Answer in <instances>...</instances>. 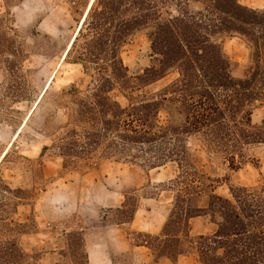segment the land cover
I'll use <instances>...</instances> for the list:
<instances>
[{
    "label": "trees",
    "instance_id": "obj_1",
    "mask_svg": "<svg viewBox=\"0 0 264 264\" xmlns=\"http://www.w3.org/2000/svg\"><path fill=\"white\" fill-rule=\"evenodd\" d=\"M172 4L177 15L166 17ZM80 30L67 58L90 81L86 89L71 84L56 93L65 123L50 135L63 169H91L103 160L149 169L175 163V206L161 234H146L152 243L138 246L158 262L194 257L198 264H264V186L229 187L231 199L217 195L216 181L197 169L184 145L185 137L197 135L207 151L238 170L245 149L264 143V118L254 120L264 103V8L240 0H94ZM139 33L148 36L155 64L133 75L122 52ZM229 34L243 37L252 50L253 64L241 79L232 76L216 40ZM172 71L175 81L146 92ZM9 155L0 162V264H31L19 240L31 231L14 216L34 195L2 179ZM205 196L208 204L201 207ZM196 217L216 228L192 237Z\"/></svg>",
    "mask_w": 264,
    "mask_h": 264
},
{
    "label": "rangeland",
    "instance_id": "obj_2",
    "mask_svg": "<svg viewBox=\"0 0 264 264\" xmlns=\"http://www.w3.org/2000/svg\"><path fill=\"white\" fill-rule=\"evenodd\" d=\"M89 2L0 0V158L5 150L10 153L1 167L2 179L13 189L34 195L14 216L31 231L19 237L20 246L31 264H88V245L97 242L108 244L113 264H154L152 259L160 263L148 249L135 248L152 243L146 234H157L137 228L163 229L175 206L177 164L149 169L103 160L95 161L91 169H63V160L52 147L50 135L65 123L66 112L56 93L71 84L86 89L90 81L80 64L69 58L62 61ZM240 3L264 8V0ZM164 15L176 16L177 7L169 5ZM216 40L231 64L232 76L245 77L253 64L247 41L237 34ZM122 59L133 75L155 64L146 33L123 48ZM176 79L177 71H172L146 92L157 93ZM255 115L256 122L264 118V103ZM160 119H168L166 110ZM198 139L185 137L184 145L197 169L216 181L217 195L231 199L229 187L264 186V143L247 147L243 159H238L240 168L232 170L222 155L207 151ZM43 147L49 149L43 152ZM54 200L60 203L54 205ZM207 204L205 196L199 205ZM197 219L192 222V237L216 228L203 225V217ZM176 261L165 259L162 264ZM179 264L198 263L194 257H180Z\"/></svg>",
    "mask_w": 264,
    "mask_h": 264
},
{
    "label": "crops",
    "instance_id": "obj_3",
    "mask_svg": "<svg viewBox=\"0 0 264 264\" xmlns=\"http://www.w3.org/2000/svg\"><path fill=\"white\" fill-rule=\"evenodd\" d=\"M197 218L198 217L193 218L190 221V233L192 232V222H194L195 220H198ZM202 223H203V225L209 224V222L205 219H204V221H202ZM137 230H141L142 232L147 231V232H151L152 234H157V235H159L162 231L161 228L158 231H154V230L150 231L149 225L148 226L146 225V227H139V228H137ZM207 233L208 232L201 230V232L197 233V235L207 234ZM107 245L108 244L104 243V242H102V243L97 242V243H92V244L88 245V250H87V252H88V264H113L112 255H111ZM135 248L136 249H141V248L148 249L145 246H135ZM152 261L154 264H162L163 263V261L160 263H157L154 261V259H152ZM175 264H179V259L175 262Z\"/></svg>",
    "mask_w": 264,
    "mask_h": 264
},
{
    "label": "bare ground",
    "instance_id": "obj_4",
    "mask_svg": "<svg viewBox=\"0 0 264 264\" xmlns=\"http://www.w3.org/2000/svg\"><path fill=\"white\" fill-rule=\"evenodd\" d=\"M93 1H94V0H90L89 5H88V7H87L85 13H84L83 16H82V18H81V20H80V23H79L78 27L76 28V30H75V32H74L72 38L70 39L69 43L67 44L66 49H65V51H64V53H63V55H62V61H65V59L67 58V55H68V53H69V51H70V49H71V47H72V45H73V43H74V41H75L77 35H78V32H79L80 28L82 27V24H83L85 18L87 17V13H88V11H89V9H90V7H91ZM80 31H81V30H80ZM48 87H49V86H47V87L44 89L42 95L45 93V91L47 90ZM46 92H47V91H46ZM38 102H39V101H38ZM25 123H26V122H25ZM17 137H18V136H17ZM12 144H13V143H12ZM9 150H10V149H9ZM8 152H9V151H8ZM6 153H7V150H5L4 153L2 154V156H1V158H0V162H1L2 159L5 157Z\"/></svg>",
    "mask_w": 264,
    "mask_h": 264
},
{
    "label": "clouds",
    "instance_id": "obj_5",
    "mask_svg": "<svg viewBox=\"0 0 264 264\" xmlns=\"http://www.w3.org/2000/svg\"><path fill=\"white\" fill-rule=\"evenodd\" d=\"M52 203H53L54 205H58V204L60 203V201H59V200H54Z\"/></svg>",
    "mask_w": 264,
    "mask_h": 264
}]
</instances>
